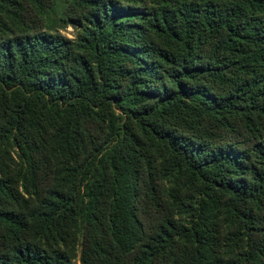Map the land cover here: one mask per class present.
I'll return each mask as SVG.
<instances>
[{
  "label": "trees",
  "instance_id": "1",
  "mask_svg": "<svg viewBox=\"0 0 264 264\" xmlns=\"http://www.w3.org/2000/svg\"><path fill=\"white\" fill-rule=\"evenodd\" d=\"M0 264H264V0H0Z\"/></svg>",
  "mask_w": 264,
  "mask_h": 264
},
{
  "label": "rangeland",
  "instance_id": "2",
  "mask_svg": "<svg viewBox=\"0 0 264 264\" xmlns=\"http://www.w3.org/2000/svg\"><path fill=\"white\" fill-rule=\"evenodd\" d=\"M76 32L77 30L74 29V27L70 23L67 24L64 29L60 30L61 35L68 39H73L76 36Z\"/></svg>",
  "mask_w": 264,
  "mask_h": 264
}]
</instances>
